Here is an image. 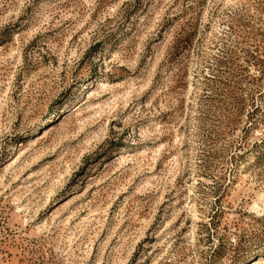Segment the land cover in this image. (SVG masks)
<instances>
[{"label": "rangeland", "instance_id": "374dc122", "mask_svg": "<svg viewBox=\"0 0 264 264\" xmlns=\"http://www.w3.org/2000/svg\"><path fill=\"white\" fill-rule=\"evenodd\" d=\"M0 264H264V0H0Z\"/></svg>", "mask_w": 264, "mask_h": 264}]
</instances>
